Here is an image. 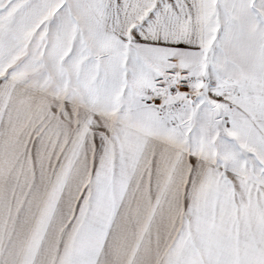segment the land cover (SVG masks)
Returning <instances> with one entry per match:
<instances>
[{"label":"snow or ice","instance_id":"6c2138e0","mask_svg":"<svg viewBox=\"0 0 264 264\" xmlns=\"http://www.w3.org/2000/svg\"><path fill=\"white\" fill-rule=\"evenodd\" d=\"M0 264H264V0H0Z\"/></svg>","mask_w":264,"mask_h":264}]
</instances>
